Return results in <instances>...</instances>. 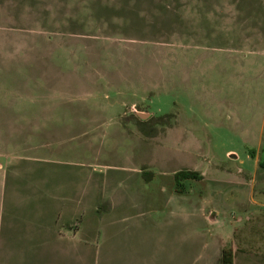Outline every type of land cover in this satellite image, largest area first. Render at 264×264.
<instances>
[{"label": "rangeland", "instance_id": "1", "mask_svg": "<svg viewBox=\"0 0 264 264\" xmlns=\"http://www.w3.org/2000/svg\"><path fill=\"white\" fill-rule=\"evenodd\" d=\"M46 134L93 199L187 205L190 255L264 264V0H0V149Z\"/></svg>", "mask_w": 264, "mask_h": 264}, {"label": "crops", "instance_id": "2", "mask_svg": "<svg viewBox=\"0 0 264 264\" xmlns=\"http://www.w3.org/2000/svg\"><path fill=\"white\" fill-rule=\"evenodd\" d=\"M21 137L14 153L0 149V264H204L190 255L197 240L190 242L187 205L162 217L161 209L145 210L152 199L137 191L93 199L92 178L77 189L75 174L62 177L52 157L58 149L48 143L55 136L40 135L37 143ZM182 168L171 172L178 190ZM223 248L213 250V264Z\"/></svg>", "mask_w": 264, "mask_h": 264}, {"label": "trees", "instance_id": "3", "mask_svg": "<svg viewBox=\"0 0 264 264\" xmlns=\"http://www.w3.org/2000/svg\"><path fill=\"white\" fill-rule=\"evenodd\" d=\"M188 177H198L197 173L194 171H179L175 174V178H188ZM243 251L240 248H237L235 251H232L230 247L224 248L221 250L218 263L219 264H233L234 256L237 254V252ZM262 257H264V253H262Z\"/></svg>", "mask_w": 264, "mask_h": 264}]
</instances>
